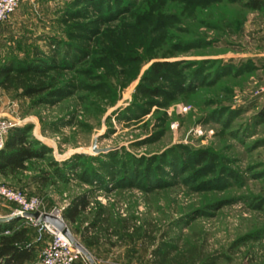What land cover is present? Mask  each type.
Masks as SVG:
<instances>
[{"label": "rangeland", "instance_id": "1", "mask_svg": "<svg viewBox=\"0 0 264 264\" xmlns=\"http://www.w3.org/2000/svg\"><path fill=\"white\" fill-rule=\"evenodd\" d=\"M28 66L0 87V123L34 157L1 186L38 199L95 264H156L160 246L165 264L188 251L264 264V14L231 0H24L0 25V69ZM12 224L40 264L49 237L24 219L0 230Z\"/></svg>", "mask_w": 264, "mask_h": 264}, {"label": "trees", "instance_id": "2", "mask_svg": "<svg viewBox=\"0 0 264 264\" xmlns=\"http://www.w3.org/2000/svg\"><path fill=\"white\" fill-rule=\"evenodd\" d=\"M231 1L238 4L241 9L245 11L264 14V0ZM165 65V63L153 64L151 71L158 73L162 71ZM34 72H36V70L31 66L22 69H13L11 67L0 69V87H3L4 89L10 88V76L13 73L18 75H27ZM23 89L24 94L28 96L38 90L33 87H23ZM7 135L8 136L5 138L4 148L0 151V177L25 171L24 163L34 157L32 153L33 151L29 149L32 143L27 141L25 137L22 136V133L15 129L9 131ZM41 179L45 180V177L42 176ZM81 210H85V203L79 206V210L76 206L69 208L65 211L64 218H66L69 222L74 223ZM100 222L104 221L101 220ZM97 226V222L91 225L92 228ZM4 232L7 234H3ZM27 233V228L14 227V224L0 230V264H26L30 261L34 247L26 245ZM152 254L156 264H165L169 252L164 250L163 246H160L157 247ZM184 257L187 264H215V260L213 258H202L194 251H188Z\"/></svg>", "mask_w": 264, "mask_h": 264}, {"label": "built area", "instance_id": "3", "mask_svg": "<svg viewBox=\"0 0 264 264\" xmlns=\"http://www.w3.org/2000/svg\"><path fill=\"white\" fill-rule=\"evenodd\" d=\"M24 0H0V25L18 10ZM13 128L12 124L0 123V151L4 148L5 138ZM0 201L12 206V215L24 213H45L41 203L36 198H28L18 190L9 189L0 185ZM38 234L41 240L43 235L49 237L40 264H74L80 254L71 246L69 240L50 225L37 224L34 220L26 219Z\"/></svg>", "mask_w": 264, "mask_h": 264}, {"label": "water", "instance_id": "4", "mask_svg": "<svg viewBox=\"0 0 264 264\" xmlns=\"http://www.w3.org/2000/svg\"><path fill=\"white\" fill-rule=\"evenodd\" d=\"M93 152H98L95 147H93ZM32 219L34 220L37 224L45 223L50 225V227H53L55 230L58 232H61L70 242L71 246L76 249L87 261L88 264H95L94 260L90 256V254L83 248L81 247L78 243H76L69 235L68 231L65 228L64 223L62 220L55 214H46V213H33V214H28L24 213L22 215H11L8 218H0V223H6L9 222L13 219Z\"/></svg>", "mask_w": 264, "mask_h": 264}, {"label": "crops", "instance_id": "5", "mask_svg": "<svg viewBox=\"0 0 264 264\" xmlns=\"http://www.w3.org/2000/svg\"><path fill=\"white\" fill-rule=\"evenodd\" d=\"M10 17H13L12 15Z\"/></svg>", "mask_w": 264, "mask_h": 264}]
</instances>
